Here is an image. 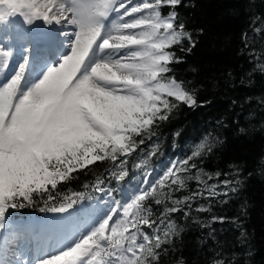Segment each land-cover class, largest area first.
<instances>
[{
	"label": "snow or ice",
	"instance_id": "obj_1",
	"mask_svg": "<svg viewBox=\"0 0 264 264\" xmlns=\"http://www.w3.org/2000/svg\"><path fill=\"white\" fill-rule=\"evenodd\" d=\"M241 5L229 14L246 15L264 43V11H252L264 0ZM190 7L191 0H0V233L16 209L63 214L47 236L48 251L35 260L5 259L0 236V264H167V257L171 264H192L179 252L187 229L173 219L177 214L207 237L199 248L208 258L196 264H251L254 253L239 217L213 209L239 194L243 177L252 173L238 162L227 171L201 167L224 143L219 131L213 136L206 129L190 154L165 164L155 179L144 172L130 195L106 189L100 177L85 188L106 195L102 205L77 207L88 199L85 193L61 198L58 191L104 161L112 165L110 177L130 183L136 173L129 162L133 169L148 166L159 144L137 158L181 106L211 104L199 82L175 75L185 62L178 53H190L205 32L189 29L182 13ZM243 44L251 68L228 73L226 86L247 94L231 101L236 110L229 118L214 122L223 133L230 126L245 132L239 123L245 114L249 123L264 125V49L256 54L249 32ZM217 224H237L239 234L227 249L214 243Z\"/></svg>",
	"mask_w": 264,
	"mask_h": 264
},
{
	"label": "trees",
	"instance_id": "obj_2",
	"mask_svg": "<svg viewBox=\"0 0 264 264\" xmlns=\"http://www.w3.org/2000/svg\"><path fill=\"white\" fill-rule=\"evenodd\" d=\"M253 3L259 4V0H253ZM191 4L194 7L184 10L182 15L189 23L190 30L199 32V29L204 27L205 32L196 37L197 46L190 53H178L184 56L185 62L176 66L175 75L177 79H183L192 84L199 82L198 87L202 97L211 100V104L198 109L181 106L172 122L162 127L163 134L159 139L150 143L137 158L138 162L154 144H159L158 155L149 158L148 166L133 169L132 161L129 162L130 172L136 173L130 183L127 179L117 182L115 178L110 177L106 169L111 168L112 165L104 161L89 166L78 175L77 179L59 184L58 191L61 198L72 192H83L88 199L77 207L89 204L93 206L95 202L107 198L106 195L94 191L92 187L85 188V185H93L97 177L105 180L103 187L106 189L115 187L121 192L125 189L131 191L143 178L144 172H150V179H155L165 164L190 154L195 145L200 143L207 134L206 129L211 131L213 136L219 131L224 143L215 147L213 154L205 157L201 167L208 172L218 169L227 171L230 162H238L245 172H251L252 175H245L243 190L232 196L227 204L214 207L213 214L226 215L233 220L239 217L238 224L248 238L246 247L254 253L251 264H264V125L257 122L249 123L246 114L245 118L239 121L240 126L246 129L243 133L233 126L229 127L227 133H223L214 125L217 119L226 120L236 110L231 103L233 99L247 94L242 89L233 91L226 86L228 73L234 77L236 73L251 68L245 56L247 49L243 44V33L249 32L251 45L257 55L264 49V43L261 42L258 34L251 31L250 21L246 15L236 17L229 14V9L242 6L241 0H191ZM252 11L259 15L261 11H264V6L253 8ZM258 24L259 22L256 21L252 27ZM256 95H259V91ZM256 110L257 106L253 105L252 111ZM177 131L181 133L179 137L175 136ZM224 178L221 177V179ZM120 198V195L116 196V199ZM51 215L53 213L40 212L38 207H30L13 210L9 218L13 220L44 219ZM208 215L203 214L201 218ZM173 219L187 229L184 235V246L179 250L184 258L192 264L207 259L208 257L202 255L199 248V245L203 243L201 237L207 239L204 231L196 228L179 214ZM214 227L217 229V240L214 243H218L224 249L234 244L239 234L237 224H217ZM172 259L167 257V264H171Z\"/></svg>",
	"mask_w": 264,
	"mask_h": 264
},
{
	"label": "rangeland",
	"instance_id": "obj_3",
	"mask_svg": "<svg viewBox=\"0 0 264 264\" xmlns=\"http://www.w3.org/2000/svg\"><path fill=\"white\" fill-rule=\"evenodd\" d=\"M63 27L66 31L70 32L72 30L68 25ZM125 190L129 195L131 194V191ZM107 199L108 197L100 200L99 203L102 205ZM95 206H97V202L93 205V207ZM61 217L62 215L53 214L51 217L44 219L13 220L9 218L8 227L3 233H0V236L4 238V244L8 241L11 258L20 257L22 259L35 260L38 256L44 255L48 251L47 236L58 227L57 221ZM30 223L34 224V229L30 227ZM37 244L43 251L37 248ZM12 253H15V256Z\"/></svg>",
	"mask_w": 264,
	"mask_h": 264
},
{
	"label": "bare ground",
	"instance_id": "obj_4",
	"mask_svg": "<svg viewBox=\"0 0 264 264\" xmlns=\"http://www.w3.org/2000/svg\"><path fill=\"white\" fill-rule=\"evenodd\" d=\"M32 222V221H31ZM30 227H32V229H34V224L33 223H30ZM6 244H4L3 245V251H4V253H5V256H4V258L5 259H13V258H11V256H10V251H9V243H8V241H6L5 242ZM13 244H14V242H12ZM13 254V253H12Z\"/></svg>",
	"mask_w": 264,
	"mask_h": 264
}]
</instances>
